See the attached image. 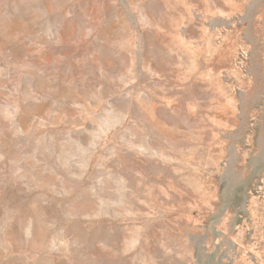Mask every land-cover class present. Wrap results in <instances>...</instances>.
<instances>
[{"label":"rangeland","instance_id":"374dc122","mask_svg":"<svg viewBox=\"0 0 264 264\" xmlns=\"http://www.w3.org/2000/svg\"><path fill=\"white\" fill-rule=\"evenodd\" d=\"M0 264H264V0H0Z\"/></svg>","mask_w":264,"mask_h":264}]
</instances>
